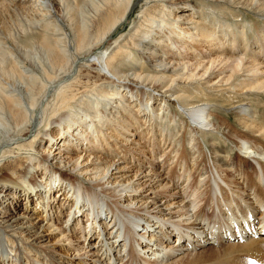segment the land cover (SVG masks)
<instances>
[{
	"label": "bare ground",
	"instance_id": "1",
	"mask_svg": "<svg viewBox=\"0 0 264 264\" xmlns=\"http://www.w3.org/2000/svg\"><path fill=\"white\" fill-rule=\"evenodd\" d=\"M105 1L93 28L83 1L0 0L42 28L22 52L0 30L42 89L0 75V263L264 264V0Z\"/></svg>",
	"mask_w": 264,
	"mask_h": 264
},
{
	"label": "rangeland",
	"instance_id": "2",
	"mask_svg": "<svg viewBox=\"0 0 264 264\" xmlns=\"http://www.w3.org/2000/svg\"><path fill=\"white\" fill-rule=\"evenodd\" d=\"M68 1H69V3L75 2L77 8L79 7L80 2H82V1L84 2L85 5L83 7H87L84 10L85 11L84 15L86 16L85 19H86L87 23L93 28H96L99 25V22H98L99 18L98 17L102 18L103 16H105V14H107L106 9H109L110 7H112V4H113V3L109 2V1H105L104 3H99V0H96V4L98 6L95 4L97 6V7L95 6V8H97L96 11H95V9H93V8L92 9L88 8L87 5H89V4L86 2L87 0H71V1L68 0ZM5 6L1 5V7H0V21H1L0 30H1V34L4 35L3 37L6 38L4 40L5 43L3 45H6V44L11 45V46L15 47L16 49H18L19 51H21V52H22V50L23 51L28 50V48L30 46L37 47V46L41 45L39 43V41H40L39 40V36L41 34L40 31H42V28L38 27V29H37V24H36L34 18L31 16V13L14 11L11 5H5ZM2 7L4 9H2V11H1ZM9 8H11V10ZM72 8L73 7H71L72 11L71 10L67 11L68 15H69L68 16L69 18H68V20H65V22L62 24L63 27L61 25L62 28L61 27L60 28L62 30L64 29V31H60V32H62V33L65 32V33H67V35H69L68 38L66 37V43L70 42L71 45L74 47L75 43L73 41L78 43L77 42L78 40L75 38V36H77V34L79 33V28H77L78 27V22H77L78 20H77V18H75V14H74L75 13L74 11H76L77 9L76 8L72 9ZM136 10H137V7L134 8V10L132 11L128 21L125 22V24L123 25V27H122L123 30L128 27V24H129V22H131V20H134L136 18V15L134 14V12ZM93 17H95V18H93ZM90 19H91V21H90ZM64 24H66V25H64ZM4 25H5V27H4ZM34 25L36 27H34ZM70 34L74 38L70 37ZM69 38H71V39H69ZM77 38L79 39V37H77ZM36 43H37V45H36ZM58 55H60L59 52H54L53 55L49 54V56H48L49 61L47 60L48 62L46 63V61L42 60L41 61V63H42L41 65H43V66L49 65V67L52 68V69H55V70L58 69V66H59L58 63H60V66H62L63 63H64L63 62L64 58L60 59V57L62 55L60 57ZM61 60H62L63 63H61ZM68 64L69 63H67L66 66ZM67 68H65V70ZM18 70L19 69L17 67L15 68L14 64L11 62L10 56L3 52V48H2V44H1L0 45V75L3 76L5 79H7L12 85L24 86L27 91H31L32 93L36 94V96L41 94L42 89H40L38 84L36 83V85H31V83L28 82L27 78L23 77L20 74V71H18ZM47 71H49V70H47ZM47 71H46V75L48 74ZM2 97L3 96L0 95V103H1L0 107L4 108V109H7L10 112L11 115L14 117L13 120H18L19 119V117L17 116V109L18 108L16 107V105L14 106V104H11V102L8 104L6 102L7 100L4 101L5 97H3V98ZM261 100L264 103V99L261 98ZM260 108H258V109L261 110V111H264V107H262L263 109L262 108L260 109ZM258 112H260V111H258ZM19 161L24 162L26 160L25 159H20ZM17 164L21 165L18 168L16 166H14L17 169V173H24L23 170H24V168L27 165H22L23 163H17ZM0 167H2L1 170H0V175L6 174L8 172L7 170H8L9 167L8 166L6 167L5 164L1 165ZM43 173H44V170L39 172L37 175H30L29 177H33V178H31V180L37 179V178H39V175H41ZM48 183H49V180H45L43 182V186L46 187L48 185ZM54 188L55 187L49 185L48 190L50 192L54 193ZM20 194L21 193L19 191L14 189V196H18ZM7 241H8V243L10 242L8 239H7ZM4 244H5V242L3 240V237L1 236L0 237V246H4ZM10 248H11V246H10ZM213 254H215V253H213ZM25 255H26V258H24L25 259V264L26 263L27 264H32L31 261L28 260L29 259L28 254H25ZM215 257H216V254H215L214 258ZM2 261H4L3 252L0 251V262H2ZM250 261H254V262H256V264L261 263L259 261L254 260V259L253 260L251 259ZM261 264H263V263H261Z\"/></svg>",
	"mask_w": 264,
	"mask_h": 264
}]
</instances>
